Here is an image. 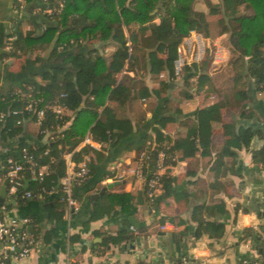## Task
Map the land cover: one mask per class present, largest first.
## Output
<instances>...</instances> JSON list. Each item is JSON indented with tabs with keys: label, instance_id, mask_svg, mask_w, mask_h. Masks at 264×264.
<instances>
[{
	"label": "trees",
	"instance_id": "1",
	"mask_svg": "<svg viewBox=\"0 0 264 264\" xmlns=\"http://www.w3.org/2000/svg\"><path fill=\"white\" fill-rule=\"evenodd\" d=\"M198 2L42 0L39 8L43 17L41 27L25 30L19 23L10 33L2 32L0 50L3 51H0V57L24 58L35 54L31 62L40 69L24 85L12 87L6 92L0 90V113H4L0 117V130L3 135L12 136L22 129L24 119L37 120L36 108L45 109L39 127L41 141H20L16 150L7 156L2 175L6 177L10 167L8 159L22 160L23 148L26 147L35 162H26L21 171L23 184L28 178L34 180L26 190L36 194L58 188L62 198L64 193L60 180L66 172L64 153L73 151L87 131L101 143L100 147L91 144L82 146L81 153L90 155L88 179L99 173V166L108 161L107 151L110 150L118 154L122 149L140 151L148 148V166L152 168L157 151L164 149L169 164L161 175L164 186L173 178L170 165L177 159L193 156L197 152L210 153L214 121L220 116L221 104L215 102L198 107L188 115L182 113L179 106L175 107L176 100L192 97L212 81L207 69L208 60L186 61L181 74H178L175 66L178 46L192 29L205 36L211 35L212 23L217 22L220 32L227 34L223 42L232 51L229 64L236 70L235 79L244 84L235 91L237 99L249 96L247 87L250 80L254 91L264 92V0H204L201 7ZM44 8H51L52 11H43ZM144 38L155 40L146 44L147 70L135 75L124 72L125 67L137 59L134 49ZM110 46L112 50H108ZM178 80L182 82L179 90L172 93ZM29 93L39 98L32 109L26 107ZM148 96L156 98L157 108L151 117L143 115L129 130L131 117L121 113L120 107ZM54 104H61L62 111L54 110ZM246 110L243 109L242 114L250 115ZM19 119L21 122H18ZM176 120L187 125V130L184 136L174 140L165 127ZM119 131L123 132V137L115 144L113 132ZM254 135L251 127L241 125L233 136L226 139L212 164L217 175L225 171L222 169L225 156L232 154L233 148L249 147ZM177 152H180L178 156ZM257 152L254 150L255 155ZM43 163H48L49 169L39 179L36 172ZM107 174L110 173L100 174V177L104 178ZM145 192L150 198L147 184ZM134 198L135 194L131 192L108 189L96 200L91 219L115 210L118 201L131 208ZM62 202L66 201L62 198ZM4 204L8 209L12 202ZM201 209L208 214L226 210L225 205L220 203L203 204ZM64 212L62 210L61 215ZM29 217L30 223H33V217ZM125 222L126 226L111 236L113 242H121L130 234L129 221ZM260 228L263 234L264 225ZM30 232L37 239L34 231ZM224 232L223 221L205 218L198 224L196 236L210 234L220 237ZM253 233H257L253 227H244L242 237ZM261 233H257L260 239L263 238ZM78 239L76 234L70 237L71 241ZM259 252L264 253L261 245Z\"/></svg>",
	"mask_w": 264,
	"mask_h": 264
},
{
	"label": "crops",
	"instance_id": "2",
	"mask_svg": "<svg viewBox=\"0 0 264 264\" xmlns=\"http://www.w3.org/2000/svg\"><path fill=\"white\" fill-rule=\"evenodd\" d=\"M41 4L42 0H0V34L10 33L19 23L25 30L41 27ZM203 37L201 59L208 60L207 69L212 81L192 97L176 100L175 107L179 106L182 113L188 115L198 107L215 102L221 104L220 116L214 121L211 152H197L177 159L170 165L173 178L168 185H162L153 198L146 196V179H138L131 172L139 153L135 148L122 149L118 154L107 151L108 161L99 166V173L75 186L76 208L62 202L58 188L30 197L23 195V190L34 182L32 178L26 179L18 193L20 197L7 191L3 201L12 202L6 211L7 217L32 216L34 219L29 229L36 234L37 243L31 254L19 259L18 264H175L182 257L188 259L187 264H243L244 259L257 255L264 239L260 228L264 225V92L254 91L250 80L247 87L249 96L238 100L235 91L244 84L235 79L236 70L229 64L232 51L223 42L227 34ZM145 38L134 49L137 59L128 64L124 72L135 75L147 70L146 44L155 40ZM217 41L230 50L229 61L222 67H215L212 62L214 42ZM112 49V46L108 47V50ZM29 56L0 57V90L6 92L24 85L40 69L31 62L35 54ZM178 81L172 93L179 89ZM156 106V98L148 96L126 103L119 111L131 117L128 125L131 130L143 115L151 117ZM243 109H247L250 115L242 114ZM241 125L253 130L255 135L251 144L233 148V153L225 156L222 166L225 171L217 175L212 168L216 152ZM39 127L37 120L27 118L23 120L22 129L12 136L3 135L0 130V191L6 179L1 170L7 156L16 150L20 141L40 142ZM186 130L187 125L179 120L171 121L165 127L174 140L184 136ZM122 137V131L113 132L115 144ZM82 146L81 139L73 151L64 153V157L83 158ZM254 150L258 151L256 155ZM179 154L177 152V156ZM107 172L110 174L100 177ZM108 189L135 194L133 206L127 208V204L122 205L118 201L115 210L91 219L96 200ZM219 203L224 204L226 210L208 214L201 209L203 204ZM62 210L65 212L61 215ZM205 218L223 221L224 234L220 237L210 234L197 237L198 224ZM126 220L129 221L130 234L121 242H113L111 236L126 226ZM244 227H253L263 238L260 239L257 233L242 237ZM72 234L78 235L79 239L71 241ZM2 245L0 240V254Z\"/></svg>",
	"mask_w": 264,
	"mask_h": 264
},
{
	"label": "built area",
	"instance_id": "3",
	"mask_svg": "<svg viewBox=\"0 0 264 264\" xmlns=\"http://www.w3.org/2000/svg\"><path fill=\"white\" fill-rule=\"evenodd\" d=\"M63 2L60 3V9ZM52 11L51 8H44L43 11ZM204 37L203 34L195 29H192L183 39L178 46V56L175 60L176 72L180 74L182 67L186 61L200 60L204 52ZM230 58L229 47L223 43L217 41L214 42L213 58L212 62L215 67H222L227 64ZM163 75V73L161 74ZM28 102L26 107L29 109L35 108L38 97L34 94H27ZM145 99V98H144ZM63 106L61 104H54L53 109L57 112L62 111ZM37 121L41 123L45 114L43 107L36 108ZM4 113H0V117H3ZM21 122V119L18 120ZM84 145L91 144L94 146L101 145L99 141L94 139L90 131L84 135L82 139ZM23 159L13 161L9 158L10 167L6 172V178L8 179L7 191L10 195L14 196L20 192L23 187V180L21 171L25 167L26 162L35 163L33 161V155L29 153L28 149L23 148ZM168 154L164 149H159L156 153L155 163L152 168H149L150 154L148 148H143L139 151L136 163L131 168L132 174L138 179H146L147 193L150 198L156 195L158 189L162 186L161 175L169 167L167 163ZM66 159V172L61 177L60 185L63 191V199L66 203L76 208L78 201L74 195V188L76 185H80L85 182L90 175L89 160L90 155L84 154L81 160H75L71 155L65 156ZM49 164L43 163L38 166L36 176L42 179L45 173L48 172ZM25 196H32L34 193L32 190H23ZM264 202V197H263ZM0 240L3 241L2 251L0 254V264H18L17 261L21 258L27 257L34 249L37 239L31 234L29 230V224L31 217H7L6 205L4 202L0 203ZM261 246L264 249V239L261 241ZM188 259L182 257V259L175 264H187ZM106 264V263H100ZM202 264H207L203 262ZM243 264H264V253L258 252L255 257L244 259Z\"/></svg>",
	"mask_w": 264,
	"mask_h": 264
},
{
	"label": "rangeland",
	"instance_id": "4",
	"mask_svg": "<svg viewBox=\"0 0 264 264\" xmlns=\"http://www.w3.org/2000/svg\"><path fill=\"white\" fill-rule=\"evenodd\" d=\"M199 7H201V6H203L204 5V0H199V2H198V4H197ZM221 32H220V26H219V24L217 23V22H213L212 23V34L213 35H215V36H218V34H220ZM180 74H181V72H180ZM180 84L182 83L181 82V80L180 81H178ZM179 90V89H178ZM178 90H176V91H174L175 93L178 91ZM146 99V98H145ZM144 99V100H145ZM173 104H174V102H173Z\"/></svg>",
	"mask_w": 264,
	"mask_h": 264
},
{
	"label": "water",
	"instance_id": "5",
	"mask_svg": "<svg viewBox=\"0 0 264 264\" xmlns=\"http://www.w3.org/2000/svg\"><path fill=\"white\" fill-rule=\"evenodd\" d=\"M7 184H8V179L6 178L0 191V203H2L5 200V196L7 194Z\"/></svg>",
	"mask_w": 264,
	"mask_h": 264
}]
</instances>
